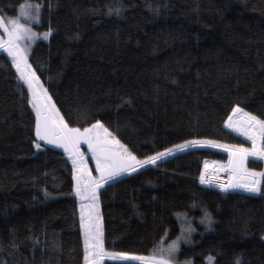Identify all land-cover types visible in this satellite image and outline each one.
Segmentation results:
<instances>
[{"label":"trees","instance_id":"obj_1","mask_svg":"<svg viewBox=\"0 0 264 264\" xmlns=\"http://www.w3.org/2000/svg\"><path fill=\"white\" fill-rule=\"evenodd\" d=\"M33 1L42 5L36 27L51 35L31 45L29 62L69 126L100 120L139 160L173 149L102 183L105 250L151 256L184 230L180 262L264 264V188L205 186V161L226 162L229 151L174 147H252L226 121L236 104L264 120V0ZM23 2L0 0V16ZM30 99L1 50L0 264H85L73 165L65 150L35 147ZM246 164L264 171L259 157Z\"/></svg>","mask_w":264,"mask_h":264},{"label":"snow or ice","instance_id":"obj_2","mask_svg":"<svg viewBox=\"0 0 264 264\" xmlns=\"http://www.w3.org/2000/svg\"><path fill=\"white\" fill-rule=\"evenodd\" d=\"M41 5L25 0L21 6L20 17L26 21L40 22ZM0 28L7 33V39L0 38V50H4L12 58V63L20 73V78L27 84L31 93L32 108L35 110V136L39 141H47L63 147L71 159L75 178V195L80 200V225L84 237V261L85 264H101L105 256H118L124 260L141 261L142 264H172L174 254L179 250L178 240L172 241L167 247L160 246L154 249L151 256L132 255L127 252H107L104 247L103 217L100 211L98 189L102 183L114 180L124 173L136 171L137 166L155 164L157 160L170 155L172 148L157 152L154 156H148L139 160L137 156L109 131L100 121L96 120L89 127L83 129L70 127L68 121L60 113L55 101L44 87L37 75L36 69L29 62L28 53L31 44L42 35L48 39L51 29L42 34L36 33L27 24L19 22V18H5L0 16ZM22 40L28 41L23 47ZM233 116L242 114L243 119L233 121L232 116L226 121L229 128H234L252 142V147L221 145L212 140H191L183 145H175L176 149H183L189 145H212L222 147L229 151L227 165H222L221 170L229 172L227 183H219L218 187L227 191L229 189H243L250 193H261L264 188V171H257L247 167L249 156L264 159V120L252 113L245 112L239 104L232 108ZM81 142H86L95 158L96 170L100 173L99 179L92 175L88 167L85 154L81 151ZM39 149L41 144L36 142ZM205 172L201 174V183L211 184L213 180L207 179L208 164L205 162ZM205 219L211 225L210 214L205 213ZM192 229H189L191 231ZM210 260L214 258L210 257ZM239 264V260L237 261Z\"/></svg>","mask_w":264,"mask_h":264},{"label":"rangeland","instance_id":"obj_3","mask_svg":"<svg viewBox=\"0 0 264 264\" xmlns=\"http://www.w3.org/2000/svg\"><path fill=\"white\" fill-rule=\"evenodd\" d=\"M32 2L33 3H38V4H40L41 5V3L40 2H38V1H33L32 0ZM25 2H23L22 4H21V6L24 4ZM21 6H20V8H19V11H18V14L17 15H15V16H3L4 18H5V23H8V18H12V19H17V18H19V22L20 23H22V24H27L28 26H30L31 28H32V30L33 31H35L36 33H40V34H42V33H44V32H47V31H49V30H43V31H41V30H39L37 27H36V24H38V23H36V22H34V21H31V22H29V21H26V20H24L23 18H21L20 17V10H21ZM41 9H42V5H41ZM41 9H40V15H41ZM1 30H2V33L0 34V38H2V39H7V33L4 31V29L3 28H0ZM50 37V36H49ZM39 39H44L43 38V36L42 35H40L37 39H36V41L37 40H39ZM49 39V38H48ZM45 40H47V39H45ZM35 41V42H36ZM19 43H21V46L23 47L26 43H28V41H26V40H22V41H20ZM33 44V43H32ZM31 44V45H32ZM1 51V50H0ZM31 100V99H30ZM32 106V105H31ZM33 111L35 112V110L33 109ZM233 116V115H232ZM102 122V121H101ZM103 123V122H102ZM104 124V123H103ZM105 125V124H104ZM90 126V125H89ZM89 126H85V127H89ZM85 127H79V128H81V129H83V128H85ZM106 127V126H105ZM233 130H235L234 128H232ZM110 131V130H109ZM236 131V130H235ZM238 132V131H237ZM240 133V132H239ZM241 134V133H240ZM115 135V134H114ZM116 136V135H115ZM117 137V136H116ZM118 138V137H117ZM119 139V138H118ZM120 140V139H119ZM251 141V140H250ZM36 142H39L40 144H41V147L39 148V149H42V148H44V146L45 145H49V146H53V147H56V148H59V149H62V150H64V148L63 147H60V146H58V145H56V144H50V143H48L47 141H39L38 140V138H37V141ZM122 143V142H121ZM124 144V143H123ZM38 149V150H39ZM80 149H81V151L85 154V157H86V159H87V164H88V167L92 170V175L94 176V177H96L97 179H99V176H100V173L96 170V167H95V163H96V161H95V158L92 156V152H91V150L88 148V145H87V143L86 142H81V145H80ZM229 161V160H228ZM228 161H226V162H223V161H213V162H211L213 165L214 164H217V166L219 167V168H221V166L222 165H227L228 164ZM210 164V163H209ZM208 164V165H209ZM211 164V165H212ZM214 168V167H213ZM208 171H210V170H208ZM226 173H228V176H229V172H227L226 171ZM224 176H226L225 174H218V173H213V174H211L210 176H209V179H211V180H213V183H216V184H218V182L220 183L222 180H223V177ZM182 214H180V216H181ZM183 222V221H182ZM185 229L186 230H188L189 229V225L187 224V222L185 223ZM184 230H183V232H182V234L179 236V237H177L176 239H174V240H178V243H179V249H180V246H181V243L183 242V240H186L185 238H184ZM173 240V241H174ZM172 243V241L171 242H169V243H163L162 244V246H164V247H167L168 245H170ZM179 251V250H178ZM178 251L174 254V257H173V262H172V264H193L192 263V261L191 260H185V261H183V262H180L179 260H178ZM210 257H212V258H214V256H209L208 257V259H207V263L206 264H215V258H214V260H210L209 258Z\"/></svg>","mask_w":264,"mask_h":264},{"label":"built area","instance_id":"obj_4","mask_svg":"<svg viewBox=\"0 0 264 264\" xmlns=\"http://www.w3.org/2000/svg\"><path fill=\"white\" fill-rule=\"evenodd\" d=\"M208 164V163H207ZM212 163H210L209 165H208V169H207V175H206V178L207 179H209V176L211 175V174H213V173H218V174H225L226 176H224L223 177V180L220 182V183H227L228 182V179H229V176H228V173H226V171H223V170H221V168H219L218 166H217V164H212ZM205 165V164H204ZM214 167V168H213ZM208 170H210V171H208ZM205 172V168L203 167V169H202V173H204ZM201 173V174H202ZM203 185H205V186H209V187H214V188H219V189H221L220 187H218V184H216V183H211V184H205V183H202Z\"/></svg>","mask_w":264,"mask_h":264},{"label":"bare ground","instance_id":"obj_5","mask_svg":"<svg viewBox=\"0 0 264 264\" xmlns=\"http://www.w3.org/2000/svg\"><path fill=\"white\" fill-rule=\"evenodd\" d=\"M232 118H233V121H240L243 119V116L242 114H237L235 116H232Z\"/></svg>","mask_w":264,"mask_h":264},{"label":"water","instance_id":"obj_6","mask_svg":"<svg viewBox=\"0 0 264 264\" xmlns=\"http://www.w3.org/2000/svg\"><path fill=\"white\" fill-rule=\"evenodd\" d=\"M197 145H199V144H197Z\"/></svg>","mask_w":264,"mask_h":264}]
</instances>
